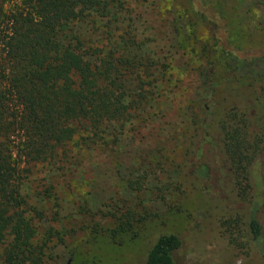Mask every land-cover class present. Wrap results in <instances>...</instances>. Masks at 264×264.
I'll list each match as a JSON object with an SVG mask.
<instances>
[{"label": "rangeland", "instance_id": "374dc122", "mask_svg": "<svg viewBox=\"0 0 264 264\" xmlns=\"http://www.w3.org/2000/svg\"><path fill=\"white\" fill-rule=\"evenodd\" d=\"M119 18L79 30L134 42L118 56L126 119L76 126L23 184L42 264H143L163 235L181 239L179 264H264V0H126ZM234 118L261 142L239 191L220 132Z\"/></svg>", "mask_w": 264, "mask_h": 264}, {"label": "trees", "instance_id": "16d2710c", "mask_svg": "<svg viewBox=\"0 0 264 264\" xmlns=\"http://www.w3.org/2000/svg\"><path fill=\"white\" fill-rule=\"evenodd\" d=\"M125 6L126 0H0L2 264L43 261V246L34 244L37 228L23 194L31 168L56 160L74 140L80 124L87 125L85 131L98 134L107 123L126 119L132 108L121 94L118 56L134 42L115 31L108 38V26L97 29L95 41L87 40L79 30V25L89 24L91 16L102 23L119 22ZM101 40L111 43L110 48ZM234 119L238 121H223L220 132L226 136L223 152L232 164L239 191L245 182L250 186L249 166L261 142L249 141L240 125L243 120ZM201 171L208 175L204 165ZM243 191L241 196L247 194ZM251 205L248 226L252 241L259 244L260 204L254 198ZM181 247L177 235H163L143 264H179L176 254Z\"/></svg>", "mask_w": 264, "mask_h": 264}]
</instances>
